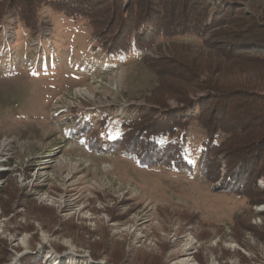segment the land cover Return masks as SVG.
Listing matches in <instances>:
<instances>
[{"label": "rangeland", "instance_id": "rangeland-1", "mask_svg": "<svg viewBox=\"0 0 264 264\" xmlns=\"http://www.w3.org/2000/svg\"><path fill=\"white\" fill-rule=\"evenodd\" d=\"M227 1L232 14L204 35L159 33L146 50L122 55L96 49L85 19L48 4L36 11L35 31L18 15L3 17L0 148L10 147L0 161V264H264V194L253 193L254 203L205 179L199 125L183 142L192 171L142 166L109 145L121 119L197 100L209 78L264 97V62L228 56L209 39L219 27L230 34L255 16L264 22V0ZM236 48L264 53L255 43Z\"/></svg>", "mask_w": 264, "mask_h": 264}, {"label": "trees", "instance_id": "trees-1", "mask_svg": "<svg viewBox=\"0 0 264 264\" xmlns=\"http://www.w3.org/2000/svg\"><path fill=\"white\" fill-rule=\"evenodd\" d=\"M160 1L131 0L126 5L125 0H0V22L6 14L18 15L28 31H35L36 11L48 4L65 18L85 19L96 49L108 55H122L146 50L154 44L151 36L159 33L166 37L204 35L232 14L227 0ZM157 2L161 4L159 12L155 9ZM101 10L107 14L95 18ZM142 27L147 28L145 32ZM218 31L209 39L225 44L228 56L241 55L255 65L264 62V53L236 48L244 43L264 46V22L257 16L247 30L230 34ZM249 33L257 36L251 38ZM207 81L208 91L197 100L188 96L179 98L176 109L164 111L159 106L140 107L136 117L121 119V131L109 145L134 157L142 166L192 171L195 165L186 159L183 142L187 128L196 123L205 132L197 163L201 174L210 182L220 181L217 189L237 192L252 202L253 193L264 194V189H258V179H264V97L251 93L247 85L235 89L216 79ZM242 97L245 99L241 100ZM219 134L225 137L217 142ZM263 202L264 195L258 200ZM92 255L96 258V254Z\"/></svg>", "mask_w": 264, "mask_h": 264}, {"label": "bare ground", "instance_id": "bare-ground-1", "mask_svg": "<svg viewBox=\"0 0 264 264\" xmlns=\"http://www.w3.org/2000/svg\"><path fill=\"white\" fill-rule=\"evenodd\" d=\"M80 91V90H79ZM10 147V145H9V142L8 141H6V140H4V141H2V143H1V148H0V161H2V160H4L5 159V157H6V153H4V150H6L7 148H9ZM8 152V151H7ZM263 207V206H262ZM61 256H68V255H65V254H63V255H61ZM49 257V256H48ZM60 258V257H59ZM64 259H65V257H64ZM67 259H69V260H72L73 258H71V257H67ZM179 263L180 264H198L197 262H195L193 259H191V258H189V257H186V258H183V259H181L180 261H179Z\"/></svg>", "mask_w": 264, "mask_h": 264}]
</instances>
